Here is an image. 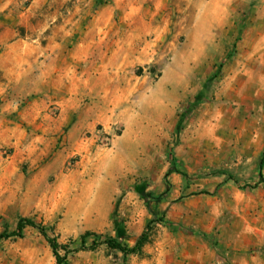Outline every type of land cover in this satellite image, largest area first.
Wrapping results in <instances>:
<instances>
[{
    "label": "rangeland",
    "instance_id": "374dc122",
    "mask_svg": "<svg viewBox=\"0 0 264 264\" xmlns=\"http://www.w3.org/2000/svg\"><path fill=\"white\" fill-rule=\"evenodd\" d=\"M263 157L264 0H0V234L33 219L66 264H264ZM151 221L140 254L79 251ZM0 264L57 262L27 229Z\"/></svg>",
    "mask_w": 264,
    "mask_h": 264
},
{
    "label": "trees",
    "instance_id": "16d2710c",
    "mask_svg": "<svg viewBox=\"0 0 264 264\" xmlns=\"http://www.w3.org/2000/svg\"><path fill=\"white\" fill-rule=\"evenodd\" d=\"M169 156L174 163L177 162L172 149H170ZM175 168L178 174L182 175L184 178H187L188 175L185 171L179 169L177 165H175ZM263 169H264V157L260 161L259 182L253 187L251 186H247V187L254 189L257 188L260 184L264 183ZM164 220L165 217L160 221L163 222ZM154 223H156V221H151L147 225L146 230L142 233L141 237L133 247H129L115 239L101 240V238L98 237V235L88 232L82 237L81 247L79 248V251H95L101 246H107L112 250H116L123 253L125 256L140 254L149 241L150 234L152 231V226ZM27 229H34L40 233V235L45 239V241L52 249V253L56 259L57 264L67 263V258L68 255L70 254L68 246L61 244L56 237L50 235L48 229L45 226L39 224L33 219H29V218L20 219L16 226V229L13 232H4L0 234V242L13 237H18L22 239ZM91 236H93L95 239L93 240L90 246H87V239ZM62 251L65 253L64 255H62L61 253Z\"/></svg>",
    "mask_w": 264,
    "mask_h": 264
},
{
    "label": "crops",
    "instance_id": "0c3cea01",
    "mask_svg": "<svg viewBox=\"0 0 264 264\" xmlns=\"http://www.w3.org/2000/svg\"><path fill=\"white\" fill-rule=\"evenodd\" d=\"M264 170V169H263ZM264 175V174H263ZM264 184V183H263ZM256 185V184H255ZM262 184H260L259 186H261ZM259 186L257 187V188H259ZM254 189H256V188H254ZM228 246H231V243H230V245H228Z\"/></svg>",
    "mask_w": 264,
    "mask_h": 264
}]
</instances>
